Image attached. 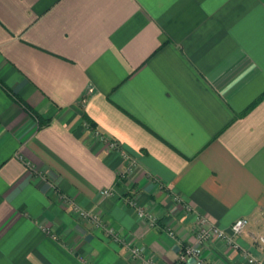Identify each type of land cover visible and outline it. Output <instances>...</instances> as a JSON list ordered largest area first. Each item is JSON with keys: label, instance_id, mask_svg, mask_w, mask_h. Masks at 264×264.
Returning a JSON list of instances; mask_svg holds the SVG:
<instances>
[{"label": "crops", "instance_id": "obj_1", "mask_svg": "<svg viewBox=\"0 0 264 264\" xmlns=\"http://www.w3.org/2000/svg\"><path fill=\"white\" fill-rule=\"evenodd\" d=\"M65 198L156 264L245 218L264 264V0H0V264H139Z\"/></svg>", "mask_w": 264, "mask_h": 264}, {"label": "built area", "instance_id": "obj_2", "mask_svg": "<svg viewBox=\"0 0 264 264\" xmlns=\"http://www.w3.org/2000/svg\"><path fill=\"white\" fill-rule=\"evenodd\" d=\"M108 146L111 150L117 151L118 149V146L114 143H111ZM127 172L128 168L124 173ZM99 195L100 197L111 196L112 190H102L99 192ZM64 200L70 207L72 214L77 219L82 221V223L101 230L106 237H110L115 242L123 244L126 247L131 260L139 264H156L154 257L148 252L145 246L139 244L126 245L120 234L109 228L103 222L101 215L98 212L87 211L79 207L76 203L67 200L66 198ZM176 202L179 207H183V210L186 213H189L190 209L187 206H183L180 200L177 199ZM126 203L130 208L135 210L137 218L148 222V224L152 227L156 225L157 218L140 209L137 206L134 197L126 198ZM247 226L248 220L241 218L236 220L228 230H222L212 224L207 218L203 216H196L193 230L194 243L183 246L180 249L178 254L179 263L185 264L191 260L194 264H211L204 260L202 249L206 242H209L211 239H215L225 243L230 249H232L234 252H237L244 261L250 264H263L260 259L250 254L246 249L242 248L237 243V238L243 234ZM167 232L171 237L174 235L173 231L170 229H168ZM254 243L260 248H263L264 238L260 236L254 237Z\"/></svg>", "mask_w": 264, "mask_h": 264}]
</instances>
